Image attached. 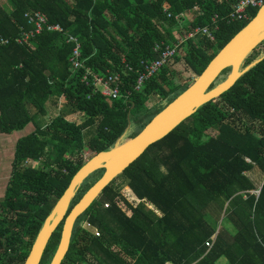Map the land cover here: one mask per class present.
Returning a JSON list of instances; mask_svg holds the SVG:
<instances>
[{"label":"trees","instance_id":"1","mask_svg":"<svg viewBox=\"0 0 264 264\" xmlns=\"http://www.w3.org/2000/svg\"><path fill=\"white\" fill-rule=\"evenodd\" d=\"M238 1L0 0V37L9 40L0 46V133L30 124L33 129L16 142L0 199V264L25 263L45 220L86 163L85 152L110 151L137 136L256 16L252 9L248 21L225 23ZM35 12L63 33L44 30L30 45L17 44L21 28L32 29L24 15ZM215 15L221 22L214 42L186 38ZM68 36L80 43L78 71L69 63L74 45ZM159 43L178 45L174 63L135 91L141 63L158 58L153 49ZM259 59L105 188L77 219L61 264H217L221 258L264 264V183L257 189L247 175L254 169L264 174V42L241 70ZM86 68L100 76L121 73L119 97L108 99L86 86ZM152 98L159 102L149 105ZM52 99L65 105L54 118L47 113ZM72 115L80 121L68 120ZM27 162L37 167H24ZM103 172L85 179L68 213ZM120 178L124 188L116 185ZM61 231L62 224L40 264H50Z\"/></svg>","mask_w":264,"mask_h":264},{"label":"water","instance_id":"2","mask_svg":"<svg viewBox=\"0 0 264 264\" xmlns=\"http://www.w3.org/2000/svg\"><path fill=\"white\" fill-rule=\"evenodd\" d=\"M262 42H264V4L246 27L217 53L193 84L169 103L137 136L113 150L94 155L83 165L45 220L24 264H40L52 235L62 224L60 241L50 262V264H61L69 251L77 219L99 198L105 188L121 176L149 147L167 137L202 106L229 91L243 74L261 62L263 59L241 70L247 55ZM227 69H230V73L226 80L211 89L213 83ZM100 170L104 171L101 178L68 213L77 189L91 174Z\"/></svg>","mask_w":264,"mask_h":264},{"label":"built area","instance_id":"3","mask_svg":"<svg viewBox=\"0 0 264 264\" xmlns=\"http://www.w3.org/2000/svg\"><path fill=\"white\" fill-rule=\"evenodd\" d=\"M264 4V0H240L234 6L231 13L225 19V23L246 22L250 19L249 11L252 9H260ZM184 17V16H181ZM187 18V15H185ZM24 18L27 20V24L32 26L31 30L21 28L18 37L15 42L19 45H30V41L36 36L40 35L44 30L47 32L63 33L62 28L59 25L49 24L46 19L38 12L26 13ZM221 20L218 15L212 17L210 25L204 28H198L187 34V39H207L210 42L215 41L216 32L219 30V24ZM67 43L74 45L72 53L69 58V63L74 71H78L83 68L81 61V47L79 41L72 37H67ZM9 40L0 37V46L8 44ZM181 42V41H180ZM178 45L170 46L165 43H159L154 46V53L158 58L153 61H145L141 63V71L138 74L135 91H141L143 84L152 76L156 75L161 68L166 65L174 63V57L177 53ZM124 63V61H123ZM128 72H132L130 67H127ZM121 73L114 72L108 73L105 76H100L90 69H85V73L82 77V82L86 86L90 87L93 92L100 93L103 97L116 100L120 94ZM34 163L27 162L23 166H33ZM256 195L259 191L255 192ZM87 228H92L89 224H85ZM94 229V228H93ZM95 230V229H94ZM95 232H97L95 230ZM98 236L97 234H94ZM212 244L207 243L206 247L210 248Z\"/></svg>","mask_w":264,"mask_h":264},{"label":"rangeland","instance_id":"4","mask_svg":"<svg viewBox=\"0 0 264 264\" xmlns=\"http://www.w3.org/2000/svg\"><path fill=\"white\" fill-rule=\"evenodd\" d=\"M2 4H5V1H2ZM191 17H192V14H190V16H188L189 19H191ZM54 100L49 101L47 104V113L49 116H51L53 118L56 117L60 113V111L63 109V107L65 106L63 100H61V99H58V101H56V100L54 101ZM151 101L152 102L149 103V105L150 104L156 105L159 102V100L156 98H152ZM163 106L165 109L168 106V104H164ZM67 118H68V120H71L74 122L80 121V118L78 117V115H72V116H69ZM39 121L42 122V121H44V119L40 118ZM32 131H33V129H32V126L30 124L23 130V132H22L23 136L26 134H29ZM89 131L90 130H87L85 132V134H88ZM17 133L15 132L11 135H8L7 137H12V138H10L8 141L5 139V142L3 141L4 146L0 147V196H3V190L5 188V185L8 181L10 173H11V163L13 160V154H14V148H15L14 147L15 143L13 142V137L15 134H16V136L19 135L20 132H17ZM3 149H4V151H2ZM94 155L95 154H93V153L85 152V161L86 162L89 161L92 157H94ZM32 165L37 167V164H32ZM258 175H259V180L262 181L264 179V174L261 171H259ZM118 180L119 181L116 182L117 183L116 185L118 187L124 188L125 183H123L122 178H120ZM83 227L85 229H88L91 233L97 234V232H95V230L93 228H87V226L85 224L83 225Z\"/></svg>","mask_w":264,"mask_h":264},{"label":"crops","instance_id":"5","mask_svg":"<svg viewBox=\"0 0 264 264\" xmlns=\"http://www.w3.org/2000/svg\"><path fill=\"white\" fill-rule=\"evenodd\" d=\"M187 15V14H186ZM189 16V15H187ZM54 100V99H52ZM51 101V100H50ZM55 101V100H54ZM23 131H20L19 135L16 136V134L14 135L13 137V142L15 143L16 145V142L19 138L23 137ZM15 133V132H14ZM17 133V132H16ZM13 134V133H12ZM18 134V133H17ZM8 135L6 134H1L0 133V147L4 146L3 144V141L5 142V139L8 141L10 138L12 137H7ZM16 136V137H15ZM15 147V146H14ZM15 149V148H14ZM4 151V149L2 150ZM258 170L257 169H254L252 172H249L247 175L249 177V179L254 183V185L256 186L257 189H260L261 186L263 185L264 183V179L262 181L259 180V175H258ZM3 196H0V199H2ZM217 264H229V262L225 259V258H221L218 260Z\"/></svg>","mask_w":264,"mask_h":264}]
</instances>
